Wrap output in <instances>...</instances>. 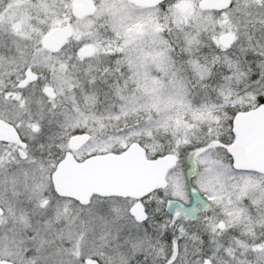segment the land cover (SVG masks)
Wrapping results in <instances>:
<instances>
[{"label":"snow or ice","instance_id":"6c2138e0","mask_svg":"<svg viewBox=\"0 0 264 264\" xmlns=\"http://www.w3.org/2000/svg\"><path fill=\"white\" fill-rule=\"evenodd\" d=\"M0 264H264V0H0Z\"/></svg>","mask_w":264,"mask_h":264}]
</instances>
